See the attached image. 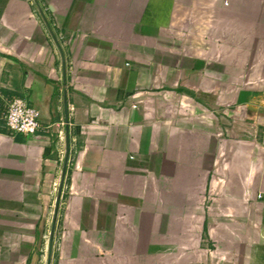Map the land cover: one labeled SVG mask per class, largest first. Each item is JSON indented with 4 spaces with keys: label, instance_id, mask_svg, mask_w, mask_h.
<instances>
[{
    "label": "crops",
    "instance_id": "0c3cea01",
    "mask_svg": "<svg viewBox=\"0 0 264 264\" xmlns=\"http://www.w3.org/2000/svg\"><path fill=\"white\" fill-rule=\"evenodd\" d=\"M40 4L0 0V264H43L59 198L57 264H264V0Z\"/></svg>",
    "mask_w": 264,
    "mask_h": 264
},
{
    "label": "built area",
    "instance_id": "2783aa9c",
    "mask_svg": "<svg viewBox=\"0 0 264 264\" xmlns=\"http://www.w3.org/2000/svg\"><path fill=\"white\" fill-rule=\"evenodd\" d=\"M40 110L21 97L10 99L4 109L3 128L6 134L15 138L16 136L30 137L41 132H48L49 127H43L41 123ZM51 233H45L43 240L50 243Z\"/></svg>",
    "mask_w": 264,
    "mask_h": 264
},
{
    "label": "water",
    "instance_id": "95a60500",
    "mask_svg": "<svg viewBox=\"0 0 264 264\" xmlns=\"http://www.w3.org/2000/svg\"><path fill=\"white\" fill-rule=\"evenodd\" d=\"M63 60H64V65H65V56H63ZM69 155H70V145H69V140L67 141V154H66V159H65V165H64V170H63V175H62V185L60 188V192L62 193L63 190V186L65 183V178H66V174H67V165L69 162ZM60 203H61V199L59 198L57 201V205H56V209H55V219H54V226L51 232V239H50V244H49V256H48V263L47 264H51V256H52V252H53V246H54V239H55V229H56V225H57V217H58V213H59V207H60Z\"/></svg>",
    "mask_w": 264,
    "mask_h": 264
},
{
    "label": "rangeland",
    "instance_id": "374dc122",
    "mask_svg": "<svg viewBox=\"0 0 264 264\" xmlns=\"http://www.w3.org/2000/svg\"><path fill=\"white\" fill-rule=\"evenodd\" d=\"M29 3H31L32 4V9H33V13L35 14V15H37V16H40L39 14L41 13V12H45V13H47V11L46 10H44V8H42L41 7V0H29ZM48 14V13H47ZM255 60H258L259 61V59H254V61ZM44 243H45V245L46 246H49L48 245V243L47 242H45L44 241ZM59 246H60V240H59V235L57 234L56 235V233H55V239H54V246H53V252H52V256H51V264H57L56 263V257H57V251H58V249H59ZM48 253H49V250L47 249L46 250V253L44 254L45 255V257H44V262H43V264H47V262H48V260H47V255H48Z\"/></svg>",
    "mask_w": 264,
    "mask_h": 264
}]
</instances>
